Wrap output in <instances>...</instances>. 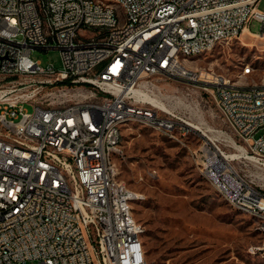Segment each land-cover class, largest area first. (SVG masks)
<instances>
[{
  "label": "built area",
  "instance_id": "obj_1",
  "mask_svg": "<svg viewBox=\"0 0 264 264\" xmlns=\"http://www.w3.org/2000/svg\"><path fill=\"white\" fill-rule=\"evenodd\" d=\"M260 2L0 0V76L16 79L0 91V264H148L145 229L132 221L143 196L115 171L122 123L134 121L183 145L203 133L193 152L200 173L258 221L263 246L251 252L264 251V176L244 168L264 170V133L256 137L264 131V86H232L184 59L239 40L254 20L264 39ZM52 49L61 51L60 70L32 59ZM160 76L210 94L244 145L133 94L157 89L151 80Z\"/></svg>",
  "mask_w": 264,
  "mask_h": 264
},
{
  "label": "rangeland",
  "instance_id": "obj_2",
  "mask_svg": "<svg viewBox=\"0 0 264 264\" xmlns=\"http://www.w3.org/2000/svg\"><path fill=\"white\" fill-rule=\"evenodd\" d=\"M258 9L264 12V0ZM261 27L254 20L249 26L251 33H243L239 40L184 59L198 62V67L214 69L215 78L230 79L237 86H264V39L257 37L263 33ZM32 59L43 68L63 67L62 54L57 49L35 50ZM247 68L251 70L249 75H245ZM192 75H201V68H192ZM15 81L0 76V91L10 90ZM151 81L158 88L142 91L165 107L149 99L147 102L203 127L200 130L209 136L218 138L222 132L236 139L238 146L244 145L210 94L167 76ZM25 108L31 113L34 110L30 104ZM122 133L120 179L143 196L134 204V217L145 229L148 264H264V251L251 252L253 247L263 246L258 221L233 208L200 173L193 152L199 149L203 133L188 136L185 145L139 121L130 122ZM224 148L229 154L237 153L233 148ZM245 164L244 168L250 169L248 176H264V170L250 162Z\"/></svg>",
  "mask_w": 264,
  "mask_h": 264
},
{
  "label": "bare ground",
  "instance_id": "obj_3",
  "mask_svg": "<svg viewBox=\"0 0 264 264\" xmlns=\"http://www.w3.org/2000/svg\"><path fill=\"white\" fill-rule=\"evenodd\" d=\"M91 4H102V0H90ZM247 32V31H246ZM94 38H103V30H94ZM206 52H204V50H195V51H192V52H184V58H194V57H199L203 54H205ZM251 73V70L250 68H247L245 70V75H249ZM215 74V73H214ZM217 79V78H216ZM217 80H220V79H217ZM224 82H229L230 85L232 86H237L235 84H232L231 80H222ZM133 94L135 96H139V97H143V99L146 101V100H150L152 102H156V103H159L162 107H165L159 100L157 99H154L152 97H150L149 95L145 94L144 92L140 91V90H133L132 91ZM139 122H142V121H139ZM143 123V122H142ZM129 123H122V131H123V128L125 126H127ZM194 126L197 130L198 129H202L203 127L199 126V125H192ZM208 128V127H207ZM206 128V129H207ZM212 130V129H210ZM209 130V131H210ZM173 139V138H171ZM115 171L116 172H120V168H119V165H118V162H115ZM202 175L204 176V178L208 181V175H206V173H202ZM123 187H128L124 182H123ZM219 194L220 196L226 201L228 202L230 205H231V200H229L228 197H226V191L224 189H215ZM133 194H138L134 191H132ZM138 195H141V194H138ZM142 196V195H141ZM139 201V200H135V203ZM239 212L243 213L242 210H238ZM132 221L135 222V223H139L135 217H134V213H132ZM142 227L144 228V226L142 225ZM140 249L142 250H145V245H144V242L143 240H140Z\"/></svg>",
  "mask_w": 264,
  "mask_h": 264
},
{
  "label": "crops",
  "instance_id": "obj_4",
  "mask_svg": "<svg viewBox=\"0 0 264 264\" xmlns=\"http://www.w3.org/2000/svg\"><path fill=\"white\" fill-rule=\"evenodd\" d=\"M245 33H247V32H245Z\"/></svg>",
  "mask_w": 264,
  "mask_h": 264
}]
</instances>
